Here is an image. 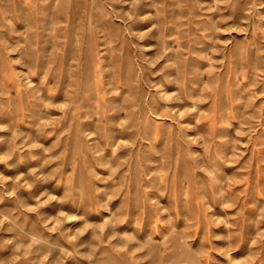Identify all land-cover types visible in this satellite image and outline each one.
Listing matches in <instances>:
<instances>
[{
	"label": "rangeland",
	"instance_id": "1",
	"mask_svg": "<svg viewBox=\"0 0 264 264\" xmlns=\"http://www.w3.org/2000/svg\"><path fill=\"white\" fill-rule=\"evenodd\" d=\"M0 264H264V0H0Z\"/></svg>",
	"mask_w": 264,
	"mask_h": 264
}]
</instances>
